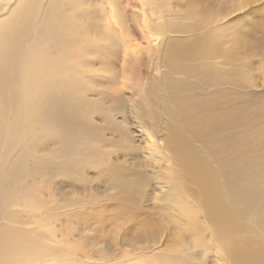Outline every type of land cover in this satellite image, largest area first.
<instances>
[{"label":"rangeland","instance_id":"374dc122","mask_svg":"<svg viewBox=\"0 0 264 264\" xmlns=\"http://www.w3.org/2000/svg\"><path fill=\"white\" fill-rule=\"evenodd\" d=\"M28 2L40 10L39 15L36 14L37 20L32 22L34 30L29 29L23 38L35 41V28H38L41 18L46 16L42 11L48 10L51 4L50 0ZM176 2V11L180 13H184L188 3L190 7L197 6L200 11L206 9L204 14L211 11L217 15L221 6L218 0ZM103 6L100 3L93 9L106 16ZM195 11L197 13L196 9ZM131 14L129 11V15ZM1 15L3 13L0 11ZM65 16L61 15V18ZM224 21L225 24L221 26V22L212 20L194 33H171V40H195L205 34L208 38L213 28H216L221 34L218 49H222L225 54L213 60L221 71L214 69L211 72L213 68H202L192 73L177 69L170 72L175 78L185 81L181 90L176 92L179 97L190 96L197 105L207 106L206 117L209 116L213 122L205 129L207 124L200 127L203 122L198 120L196 125L200 128H197V132L185 131H191L185 134V142L189 145L192 156L200 159L204 168L215 173V183L221 192V198L230 203L233 195H237L234 190L232 193L230 180L242 193L251 189L259 190L254 180L260 174V169L253 164L264 160V55L259 49V37L263 35L260 24H264V0L237 11L236 14L229 11V16ZM68 22L72 32V17ZM137 37L141 41L139 34ZM166 40L167 38L164 39ZM206 41L209 42V39ZM143 44L146 45V41L142 39V46ZM93 47V43L88 42L82 48H76L71 60L75 68L84 71V76L73 75L74 82L69 83L72 76L70 74L65 87L60 88L58 80L42 94H35L36 88L30 90L29 95L24 98V108H21L23 98L19 96L15 100L16 106L20 105L25 116L19 114V109L8 106L2 109L0 241L7 237L6 233L12 227L19 228L15 233L26 235L32 232L28 229L36 233L39 225L49 233L55 228L58 233L57 243L67 245L66 250L71 248L74 253V247L85 245L82 250L78 248L79 254L71 257L70 262L105 264L106 255L116 254L119 258L123 256V247L136 234V226H145L144 221L147 220L154 226L157 222H163L167 226L158 248L162 254L155 264L170 262V257L164 255L168 252V244H172L176 230L182 234L184 241L182 247L185 248V253L181 257L189 264H222L215 252V249L220 250V245L210 234L215 226H211L204 217L201 189L197 182L184 178L185 172L180 169L184 168V162L178 155L172 154L166 141L171 120L166 113H162L161 102L147 99L146 95L139 96V79L142 80V89L147 86L149 90L151 80L159 75L161 69H156L150 56L145 59V54L143 62L129 59L125 64L123 48L120 44L117 47L116 43L114 46L99 48L97 53L87 57V52ZM108 53L112 55H107ZM161 55H165L163 46L159 56ZM160 61L164 65L171 63L165 57L160 58ZM59 78H63L62 74H59ZM131 78L137 80V83ZM169 96L173 98L174 94L169 93ZM45 101L58 107L63 102L66 110L60 118L53 115L52 119L42 123L35 111ZM70 141L80 145L81 149L77 146L80 152L74 155L71 164L66 162L67 158L59 157L62 170L53 168L56 162L54 156L64 146H70ZM124 148L127 149L123 151ZM96 151L106 156L105 165ZM150 154L157 156L155 161L148 157ZM94 157L88 166L85 159ZM50 164L52 170H47ZM111 165L115 167L109 168ZM139 168L146 169L150 178L145 188L140 181L125 187L111 178V175L119 174L124 180L133 181L134 171ZM230 168L245 170L235 174L237 178H232ZM248 168L252 170L247 171ZM221 169H224L223 174L219 173ZM46 170L50 173L46 174ZM174 178H180L177 185L161 193L160 182L168 183ZM259 191V201H264V189ZM171 193L181 196L179 202L173 199L175 195ZM73 198L78 200L73 201ZM77 202L82 208H76ZM254 211L255 208L252 212ZM83 217L88 218L86 224L82 222ZM206 223L209 224V232ZM73 225L79 228L73 231L71 241L66 238L67 242H61L64 232L73 230ZM80 228L84 229L92 242L83 239ZM196 228L198 232L194 231ZM228 229L229 225L226 226L225 234ZM202 235L211 244L207 253L205 247H199L204 240ZM11 239L26 251V237L14 234ZM193 241L199 243L193 247ZM7 262V257L0 260V264ZM128 263L144 264L142 257L137 259L134 255L129 258Z\"/></svg>","mask_w":264,"mask_h":264},{"label":"bare ground","instance_id":"6f19581e","mask_svg":"<svg viewBox=\"0 0 264 264\" xmlns=\"http://www.w3.org/2000/svg\"><path fill=\"white\" fill-rule=\"evenodd\" d=\"M260 1L218 0L221 6L217 15H215L211 11L204 14L203 11H206V9L200 11L197 6L195 8L190 7L189 3L184 13H180L176 11L178 6L176 0H50L51 6L49 9L42 11L46 16L41 18L42 21L39 22L38 28H35V41H27L23 38V35L27 34L29 29H33L32 22L37 20L40 8L32 7L29 5L28 0H0V11L3 13L0 16V121L3 115L2 109L5 106L11 109H19V114L25 116L24 111L20 109V105L16 106L17 102L15 100L22 96L21 108H24L26 104L24 98L29 95L30 90L36 88L35 94H40V92L42 94L48 88H52L58 80L59 87H65L67 84L66 79L70 74L72 76L69 83L74 82L73 75L76 77L84 76V71L75 68L71 64V60L76 53V48H82L85 43L92 42L94 45L93 49L87 52V57L97 53L99 48L114 46V43L117 47L120 44L123 48L125 64L129 59L143 62L144 54L145 59L150 56L151 60L153 59L155 62L156 69L160 68L161 71L159 75H155L151 80L149 90L147 86L142 89V80L139 79L141 81L139 83L141 88L139 96L144 97L146 95L147 99H155L161 102L162 113H166L168 119L171 120L168 124L166 141L172 149V154L174 156L178 155L184 162V168H180L185 172L184 178L188 177L197 182L201 189L204 217L211 226H215L210 234L220 245V250L215 249L218 260L222 264H264V201H259V193L261 192L259 190L264 189V160L262 163L255 162L253 164V166L255 165L256 168L260 169V174L254 180L259 190L251 189L246 193H242L230 180L232 193L235 191L237 195H233L230 203L222 200L221 192L215 183V173L209 168H204L202 161L192 156L190 147L185 142L186 138L184 137L188 132H197V128L204 127L205 123L207 124L206 129L213 120L209 116L206 117V105L201 107L190 96L183 98L176 94L181 90V85H185V81L183 82L175 78V75H171L172 70L175 72V69L180 72L192 73L202 68L209 70L213 68L211 72H214V69L219 72L221 68H218L217 62L213 59L222 57L225 54L222 49H218L221 43L218 45L217 43L221 40V34L216 28H213L208 38L205 34L202 38H196L195 40L182 37V39L171 40L173 39L172 32L194 33L195 30L198 31L212 20L221 22L220 25L222 26L225 24L226 17L229 16V11L236 14L237 11L245 10L250 5ZM100 3L104 5L106 16L103 12V14H98L93 9L94 6L100 5ZM129 11L132 13L131 15H129ZM61 15L66 16L61 18ZM71 17L72 32L68 22ZM260 29L263 30V35L259 37V49L264 55V24H260ZM138 34L141 41L137 37ZM165 38H167L166 41H164ZM142 39L146 41V45L143 44L144 46H142ZM207 39H209V42L206 41ZM161 46L164 48L165 55L159 56ZM155 48L157 49L155 50ZM107 55L112 54L108 53ZM162 57H165L171 63L164 65L160 61ZM167 68H169V71ZM72 69H74L73 72H70ZM59 74H62V79L59 78ZM134 81L137 83V80ZM169 93L174 94V97L169 96ZM63 94H65L64 91ZM65 110V103L63 102L58 107L45 101L35 113L39 121L43 123L45 120L52 119L51 116L53 115H55V118H60ZM198 120L203 122L200 127L196 125ZM187 130L191 131L185 133ZM70 142V146L66 148L64 146V149L54 156L56 162L53 168L62 170V165L58 162L59 157L67 158L65 159L66 162L71 164L74 155L80 152L78 149L80 145H77L74 141ZM126 149L124 148L123 151ZM97 154L99 157L101 155V160L105 165L104 158L106 156L100 154L99 151L98 153L96 151ZM148 157L153 161L157 158L154 154H150ZM94 159L95 157L90 158V160L86 158L85 162L89 166ZM114 167V165H111L109 168ZM47 170H52L51 164ZM47 170L46 174L50 173ZM243 170L245 168H230V177L237 178L238 176L235 177V174ZM251 170L252 168L247 169V171ZM134 172L133 181L132 179L126 181L119 174H113L111 178L125 187L140 181L143 188H145L150 181L146 169L139 168ZM223 172L224 169H221L219 173L223 174ZM178 181H180V178L171 179L164 184L160 182L161 193H165L169 187L174 188ZM171 195H175L173 199L179 202L181 196L178 197L174 193H171ZM75 200L78 199L73 198V201ZM76 208H82L79 202H77ZM254 208L255 211L252 212ZM161 218L163 219V217ZM81 219H84L82 222L85 224L88 221V218L85 217ZM155 224L157 227L147 220L144 221L145 226L137 227L136 225L139 224H136L137 232L128 239L130 241L123 247V256L119 258L116 254L106 255L104 263L129 264V258L133 255L137 259L142 257L144 264L157 263L158 256L162 254L158 249L160 248L159 243L164 238L167 226H164L163 222ZM206 224L209 232V224ZM228 225V233L225 234L224 231ZM78 228V226H74L73 230L67 233L64 232L60 241L67 242V239L71 241L70 236ZM16 229L19 228H10L9 233H6L7 237L0 241V260L3 257L8 258V262L5 264H73V262H70L71 257H76L79 251L78 248L82 250L85 246L74 247V253H72L71 248L66 250L67 245L57 243L58 233H56L55 228L49 233L39 225L36 233H34V230L28 229L32 232L27 233V235L15 233ZM197 230L198 228L194 231L198 232ZM81 233L83 239L92 242L87 237L84 229H81ZM14 234L27 238L26 251L21 248L19 243L12 241L11 238H14ZM202 237L204 240L199 247H205V253H207V249L211 244L205 239V236L202 235ZM41 239L42 241H39ZM199 242L193 241V247L194 244ZM183 244L182 234L176 230L172 244H168V252H165L164 255L170 257V262L163 261L161 264H189L181 257L185 253V248L182 247ZM157 249L159 252H157ZM174 250L176 252H172Z\"/></svg>","mask_w":264,"mask_h":264}]
</instances>
